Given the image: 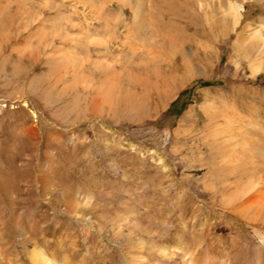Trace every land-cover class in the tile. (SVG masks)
Wrapping results in <instances>:
<instances>
[{"label":"rangeland","instance_id":"1","mask_svg":"<svg viewBox=\"0 0 264 264\" xmlns=\"http://www.w3.org/2000/svg\"><path fill=\"white\" fill-rule=\"evenodd\" d=\"M41 263L264 264V0H0V264Z\"/></svg>","mask_w":264,"mask_h":264},{"label":"trees","instance_id":"2","mask_svg":"<svg viewBox=\"0 0 264 264\" xmlns=\"http://www.w3.org/2000/svg\"><path fill=\"white\" fill-rule=\"evenodd\" d=\"M178 98H179V97H178ZM183 108H184V107H181V108L175 113V115H179V114L182 112Z\"/></svg>","mask_w":264,"mask_h":264},{"label":"bare ground","instance_id":"3","mask_svg":"<svg viewBox=\"0 0 264 264\" xmlns=\"http://www.w3.org/2000/svg\"><path fill=\"white\" fill-rule=\"evenodd\" d=\"M118 119H119V117H118ZM120 120V119H119ZM33 257V256H32ZM37 257V256H36ZM42 264V263H41Z\"/></svg>","mask_w":264,"mask_h":264}]
</instances>
